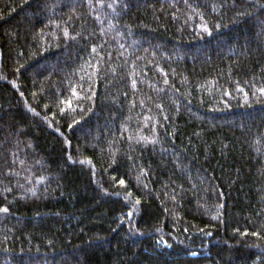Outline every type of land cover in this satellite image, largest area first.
Wrapping results in <instances>:
<instances>
[{
  "label": "trees",
  "instance_id": "obj_1",
  "mask_svg": "<svg viewBox=\"0 0 264 264\" xmlns=\"http://www.w3.org/2000/svg\"><path fill=\"white\" fill-rule=\"evenodd\" d=\"M0 264H264V0H0Z\"/></svg>",
  "mask_w": 264,
  "mask_h": 264
}]
</instances>
